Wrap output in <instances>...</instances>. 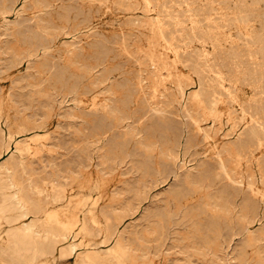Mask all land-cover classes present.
Segmentation results:
<instances>
[{
    "label": "rangeland",
    "instance_id": "rangeland-1",
    "mask_svg": "<svg viewBox=\"0 0 264 264\" xmlns=\"http://www.w3.org/2000/svg\"><path fill=\"white\" fill-rule=\"evenodd\" d=\"M263 193L264 0H0V264H264Z\"/></svg>",
    "mask_w": 264,
    "mask_h": 264
},
{
    "label": "bare ground",
    "instance_id": "bare-ground-1",
    "mask_svg": "<svg viewBox=\"0 0 264 264\" xmlns=\"http://www.w3.org/2000/svg\"><path fill=\"white\" fill-rule=\"evenodd\" d=\"M262 128V127H261ZM263 133V132H262ZM257 140V139H256ZM257 142V141H256ZM252 191V190H251ZM257 192V191H256ZM264 194V193H263ZM257 195V194H256ZM261 196H263V195H261ZM260 197V196H259ZM261 199L263 198V197H260ZM25 232H26V230H25ZM39 255V254H38ZM41 256V255H40ZM43 257V256H42Z\"/></svg>",
    "mask_w": 264,
    "mask_h": 264
}]
</instances>
